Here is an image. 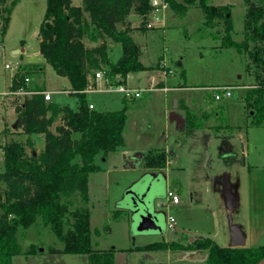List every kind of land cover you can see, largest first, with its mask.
<instances>
[{"label": "rangeland", "instance_id": "obj_1", "mask_svg": "<svg viewBox=\"0 0 264 264\" xmlns=\"http://www.w3.org/2000/svg\"><path fill=\"white\" fill-rule=\"evenodd\" d=\"M9 1L6 0V5ZM176 1L184 2V0ZM252 1L261 3L264 0ZM208 2L212 4L228 2L229 14L233 22L231 38L236 41L244 40L243 13L246 6L244 0H208ZM71 3L79 5L81 0H71ZM45 5L46 0H15L5 32L0 33V146L11 140H26L27 135L16 125L15 105L23 100V95L30 94V89L42 88L51 91L50 101L57 105L75 108L77 103L76 96L68 92V79L56 74L39 52L38 28ZM186 6L185 10H177L166 2L163 19L155 20L149 15L154 25L147 31L133 29L130 32L134 41L143 43L146 47L142 60L146 64L150 63L154 68L143 73L142 71L130 73L128 86L142 88L143 85L148 86L152 77L156 80L152 79L150 82L155 89L143 90L140 96H132L131 99L126 97L128 98L127 117L123 130L125 145L138 146L141 153L151 147L167 145L168 150L173 149L175 155L170 157L171 162L161 172L151 169H146L142 173L111 172L107 177L104 170L110 164V159L102 160L101 153L96 155L95 161L101 165V169L87 176L90 243L96 250H108L113 247L117 251L119 249L115 246L126 248L133 244H147L151 241L179 240L183 235L188 236L189 239L196 236L195 231L198 229L202 231L212 229V212L217 206L221 209L218 213L219 221L226 222L229 228L236 219V210L230 205L227 206L226 194H224L225 182L230 195L234 194L233 203L235 196L240 197L241 207H245L247 198L245 192L248 180L243 154V148H246L247 143L243 145V138L239 136L241 133L244 135L248 130L246 137L249 141H256V145L248 144V157L245 161L263 162L261 160H264L262 156L264 125L250 124L252 111L244 107L242 88L237 86L240 82L249 84L254 81L253 62L246 54L238 52L234 46L223 44L225 25L221 18H215L213 26L207 27L202 23L205 14L198 6L197 0ZM127 17L130 18V24L139 25L138 15L130 13ZM85 42L94 43L88 38ZM106 42L110 57L114 59V56L120 52V45L109 38ZM22 46L24 51L14 52V49ZM162 52L169 67L160 65L158 57ZM5 64L9 67H5ZM27 64L36 65L32 67V72L27 74L29 78L25 81L27 88L18 87L15 90L19 92L11 93L9 85L12 75L19 67ZM163 76L169 86L179 81L182 83L180 85L186 87L159 89V84L162 83L159 79ZM251 83L245 88L251 87L253 85ZM216 86H228L231 94L216 99L214 93L221 94V89ZM148 92L151 94L145 95ZM85 94H88V101L94 104L95 109H119L123 106V94L114 89L108 92H85ZM177 96L187 99L194 111L198 112L200 110L198 107L210 111L209 118L203 121L201 127L187 129L183 126L181 130H177L171 124L165 125V117L169 120L170 113L167 112V108L173 109ZM218 104H223L224 108L219 107ZM175 105L180 106L182 102ZM180 111L178 109L177 113H181ZM213 112L217 115L215 116ZM58 122H60L59 114L50 129L53 130ZM212 124L220 125L221 128L218 131L212 129L209 127ZM237 125L241 126V130ZM79 134L75 132L72 136ZM30 138L33 145L27 147V151L40 152L43 147L38 135L31 134ZM229 145L230 150H228ZM228 154L231 156L228 157ZM3 168V154L0 148V171ZM164 176L172 187L175 184L179 186L178 204L167 199L164 192ZM139 178H143L144 183L150 184L149 192L155 195L157 209L164 215L163 232H139L130 228V213L123 210L121 199L125 191L123 189ZM190 195L194 197L192 203L188 202ZM64 201L68 210L63 228V232L66 233L71 229L74 220L72 212L86 204L77 194L64 198ZM161 203L163 206L160 205ZM116 208H121L118 209L120 211L117 217L112 214ZM169 215L175 219L173 228L166 226ZM107 226L110 227L108 230ZM14 240L19 252L12 256L11 264H91L86 254L64 252L62 242L56 238L48 225L42 223L40 216H36L34 222L27 227L19 226ZM167 250H150L148 254L151 251L155 254V259L152 260L148 258L147 253L141 255L134 253L127 262L120 264H139L142 261H147V264H203L202 260L196 262L170 258ZM182 251L175 250L174 253L181 254Z\"/></svg>", "mask_w": 264, "mask_h": 264}, {"label": "trees", "instance_id": "obj_2", "mask_svg": "<svg viewBox=\"0 0 264 264\" xmlns=\"http://www.w3.org/2000/svg\"><path fill=\"white\" fill-rule=\"evenodd\" d=\"M165 1L174 9L185 10L194 0ZM14 3L15 0H10L6 5V0H0L1 34L5 32ZM197 4L205 14L202 23L210 27L215 18H221L225 25L223 44L234 46L253 62L256 82L246 89L242 99L244 107L252 111L250 124L259 125L264 120V1L244 0L242 41L231 38L233 22L229 4L215 5L208 0H197ZM152 9L150 0H81L79 5L72 4L71 0H46L38 28L39 52L56 74L68 79V92L77 97V106L72 109L45 100L40 92L42 88L30 89L35 92L23 95V100L15 105L16 125L27 138L0 146L4 166L0 171V264H11L12 256L19 252L14 240L17 228L27 227L36 216H40L42 223L62 242L64 252L86 254L91 264H113L116 251L113 247L99 251L90 243L87 176L101 169L95 161L97 154L106 158L122 146L127 105L109 110L89 108L84 89L96 83V70L103 71L108 84L125 85L129 73L154 68L141 61L142 47L130 33L133 29L142 32L149 28L145 23ZM130 13L140 17L138 26L130 24L127 18ZM87 38L94 43H86ZM107 38L120 45L121 52L115 61L109 57ZM34 66L19 67L12 75L9 88H27L25 77ZM58 114L60 122L51 130ZM206 116L187 110L184 126L199 128ZM75 132H79V136L73 137ZM34 133L44 138L43 148L38 153L27 151V147L33 145L30 135ZM165 158L163 148L150 149L141 156V166L162 168ZM73 194L86 205L72 212L74 220L65 233L64 219L68 210L64 198ZM119 211L116 209L112 214L117 217ZM131 249L203 250L207 253L203 264H256L264 257V241L256 246L231 247L221 246L207 236L189 240L183 235L179 240L151 241Z\"/></svg>", "mask_w": 264, "mask_h": 264}, {"label": "crops", "instance_id": "obj_3", "mask_svg": "<svg viewBox=\"0 0 264 264\" xmlns=\"http://www.w3.org/2000/svg\"><path fill=\"white\" fill-rule=\"evenodd\" d=\"M226 4H228V2L227 3L223 2L222 4L215 3V5H226ZM127 18L130 20L129 17H127ZM160 19H163V18L161 17ZM147 30L148 29H146L145 31H147ZM139 44L142 47V55L140 57L141 61L145 65H150V63L146 64L142 60L143 55L146 53V47L144 46L143 43L142 44L139 43ZM107 47H108V44H107ZM20 51H24V46H22L20 48ZM108 51H109V47H108ZM120 52H121V49H120ZM120 52L118 54H117V52H115L117 55L114 54V55H116V56H114L115 57L114 59H112L110 57V53H109L110 59H112L113 61L117 60L116 58L120 55ZM158 58L160 60V65L162 64V65H165V66L169 67L166 64V62H165L166 58H165L164 52L159 54ZM149 70H151V69H144L143 71L145 72V71H149ZM143 71L141 73H143ZM128 79H129V76L126 79L125 85H128ZM152 79L156 80L153 77L151 78V80ZM151 80L149 81V83L147 85L151 84L150 83ZM159 80L162 81V83L159 84V89L161 88L163 90H167L169 87H175V88H177V87H180V88L186 87L185 85H180L182 83L179 82V81H177V83H173V85L169 86V85H167L165 83L164 76L160 77ZM255 82H256V80L254 79V81L252 83L251 82L250 83L253 84ZM237 84H238L237 86L239 88H242L241 90H242V96H243L245 94V92H246V90H245L246 88L245 87L247 85H249V84H247V83L245 84V83H241V82L237 83ZM69 87H70V85H69ZM136 87L140 88L139 86H136ZM65 91H68V90H65ZM150 94H151V92H148L145 95H150ZM127 99L128 98H125V97L123 98V104L126 105V100ZM129 99H131V98H129ZM132 99H135V98H132ZM87 100H88V94H87ZM178 102H182V105H180V106L177 105L176 106L175 104L178 103ZM88 103L92 104V107L94 108V104L93 103H91L89 101H88ZM208 104H210V103H208ZM189 105L190 104H189L187 99H185L182 96H177V98H175L172 110H176L177 111L178 109H180L181 110L180 114L184 118V122H185V116H186L187 110H193L194 111V109L191 106H189ZM218 105H219V107L221 106L222 108H224L223 104H218ZM76 106H77V103H76ZM208 107H210V105H208ZM198 108L200 110H198V112L195 110L194 112L197 115L206 114L207 116L205 117L204 120H207L209 118L210 111L207 110V109H203L202 107H198ZM72 109H75V108H72ZM170 110L171 109L167 108V112L168 113L170 112ZM213 113L215 114V116L217 115L216 112H213ZM164 122H165V125H170L171 124V125L175 126V128L177 130H181V128H183V126H184V122H183V124H178V126H176L174 122H170L169 120L166 119V117H165V121ZM263 122H264V120L259 124V126H263L264 125ZM214 126H219V127L218 128H214ZM226 126L228 127V125H226ZM209 127L212 128V129H215L217 131H218L219 128H221L220 125H217V124H212ZM237 127H239L238 128L239 130H241V126L237 125ZM247 131L244 133V135L242 133H241V135H239L241 139L243 138V141H242L243 145H245V143H247V146H248L249 143H251L253 145H256V141L255 140L249 141V139L246 137ZM36 134L38 135L39 139L42 141L41 144H42V147H43V145H44L43 135L39 134V133H36ZM231 144L233 145V142ZM247 146H246L245 149L243 148V154H244V159L245 160H246V157H248ZM139 148L140 147H138V146H128V145L126 146L125 145V136L123 135V144H122V146L117 151L110 152V154H108V156L106 157V158L110 159L109 160L110 164L104 170L105 176L106 177H107V175L109 176V174L111 172H124V173H128V172H130V173H133V172L142 173V172H145L146 169L142 168V166H141L142 163L141 162L139 163L138 166H133L132 165L133 162H132L131 157H127V156H130V154H132V153L135 154L134 152H136L138 154H142V156H143L145 154V152L141 153V151H139ZM162 148L165 150V153H166V158H165L166 164L162 168H157V169H152L151 168V171L161 172L162 169L166 168L167 164H169L171 162L170 161V157L175 155V152L173 151V149H169L168 150V146L167 145H164L162 147H151V148L147 149L146 152L148 150H150V149H162ZM228 150H230V145L228 147ZM230 156L231 155L228 154V157H230ZM262 156L264 157V155H262ZM102 160H105V158L102 157ZM245 160H244V166H246V176H247V180H248V186H247V189H246V192H245L246 196H247L246 205H245V207H241V200H240L241 198L240 197H236V196H235V203H233L234 194L231 193V200H230L231 205L230 206L234 207V210H236V219L234 221V224L237 226V228H239L240 234H241V236L243 238V241H244L243 245L245 247H250V246L259 245V243H261V241L262 242L264 241V160H261L263 162H259V161L257 162V161H253V160H251L252 162H250V161L247 162ZM148 170H150V168ZM127 187L128 186H126L123 189V191ZM167 187L173 188L177 192V194L180 191V188H179V186L177 184H175L174 187H172L170 184H168V179L164 176V188L166 189ZM193 200H194V197L192 195H190L188 202L192 203ZM179 202H180V199H179ZM178 203H175V204H178ZM161 206H163L162 203H161ZM118 209H121V208H118ZM220 210L221 209L217 206L216 209L214 210L215 212L214 211L212 212L213 223H212V227H211L212 229L211 230H207L206 229L205 231H202V230L198 229V230L195 231V234H196V236H207V237L211 238L212 240L216 241L217 244H219L221 246H230L229 245L230 230L227 227L226 222L222 223L218 219V213L221 212ZM145 244H133V245H130L129 247H126V248H120V247H117L115 245L114 246L116 248H118L119 250H121V251H125V257H124L123 262H122V263H125V262L128 261L130 255H132L134 253H137V254L141 255V254L149 252L150 250L138 251V250L131 249L133 246H142V245H145ZM123 249H126V250H123ZM167 251H168L167 255L170 258L174 257L176 260L185 259V260H188V261H196V262H199V261L202 260V263H203L206 255H207V253L205 251H203V250L182 251L181 254L174 253L175 250H171V249H168ZM177 251H179V250H177ZM149 254L147 253L148 258H150L151 260L155 259V254L153 253V251H151ZM139 256L137 258H139ZM139 264H147V261H142ZM256 264H264V257L261 258Z\"/></svg>", "mask_w": 264, "mask_h": 264}, {"label": "water", "instance_id": "obj_4", "mask_svg": "<svg viewBox=\"0 0 264 264\" xmlns=\"http://www.w3.org/2000/svg\"><path fill=\"white\" fill-rule=\"evenodd\" d=\"M20 48L14 49V52H19ZM169 121L174 122L176 126L183 124L184 118L176 110H171L169 113ZM15 126V124L13 125ZM142 154H134L131 157L133 166H138ZM150 184L144 183L143 178L135 179L129 183L128 187L123 193L122 203L124 210L129 215L130 228H133L139 232H163L164 226V215L157 209L155 195L149 192ZM224 194H226L227 206L231 205V195L228 192V186L224 184ZM161 205V204H160ZM230 241L229 245L233 246H244L243 238L240 234L239 228L235 224L230 225ZM198 236L189 237V240ZM125 257V251L118 250L114 254V264H120L123 262ZM156 264V263H154Z\"/></svg>", "mask_w": 264, "mask_h": 264}, {"label": "built area", "instance_id": "obj_5", "mask_svg": "<svg viewBox=\"0 0 264 264\" xmlns=\"http://www.w3.org/2000/svg\"><path fill=\"white\" fill-rule=\"evenodd\" d=\"M150 3H151V6L153 7L152 11L148 14L149 15H152L153 18L155 20H158L159 18H163V15H164V10L166 8V2L165 0L163 1H157V0H150ZM147 16L146 18V25L148 27H151L153 24L152 22L150 21V18ZM5 67H9L8 64H5ZM94 77L96 79V83L93 84H89L85 89H84V92H90L92 93V91H109V90H116L120 93L123 94V96L126 98H130L132 96H140V92H142L143 90H153L155 89L154 88V85H148V86H143V88H136V87H131V86H128V85H122V84H119V85H113L111 83H107V79H105L103 77V71L102 70H96L94 72ZM28 77H25V81H28ZM102 81V82H99V81ZM217 88L221 89V94H219L218 92H215L214 93V97L216 99H219L220 97H228L230 94H231V90H229V87L228 86H216ZM215 87V88H216ZM165 88V87H164ZM18 90H15V89H11V93H17ZM19 92V91H18ZM31 92H35V91H32L30 90V93ZM42 94H43V97L45 100H51V91L49 90H42L40 91ZM89 108H92V104H89ZM165 195L167 197V199H169L172 203H178L179 202V195L177 194V192L173 189V188H170V187H167L165 189ZM175 224V219L172 215H169V217L167 218L166 220V226L168 228H173Z\"/></svg>", "mask_w": 264, "mask_h": 264}, {"label": "flooded vegetation", "instance_id": "obj_6", "mask_svg": "<svg viewBox=\"0 0 264 264\" xmlns=\"http://www.w3.org/2000/svg\"><path fill=\"white\" fill-rule=\"evenodd\" d=\"M145 169H147V170H148L149 168H145Z\"/></svg>", "mask_w": 264, "mask_h": 264}]
</instances>
